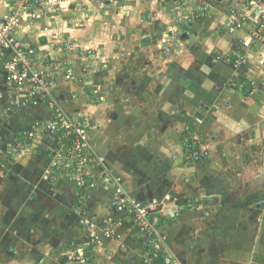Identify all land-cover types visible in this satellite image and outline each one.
Masks as SVG:
<instances>
[{"label": "crops", "instance_id": "0c3cea01", "mask_svg": "<svg viewBox=\"0 0 264 264\" xmlns=\"http://www.w3.org/2000/svg\"><path fill=\"white\" fill-rule=\"evenodd\" d=\"M11 1L0 0L1 16ZM253 1L224 0L211 17L185 21L167 0H72L18 34L39 65L72 71L55 102L91 121L93 149L134 198L162 205L157 231L181 264H264V47L227 29L233 10L253 17ZM237 53L246 64L225 62ZM15 96L0 83V264H83L72 255L84 253L90 264H168L112 208L104 168L85 192L64 169L52 175L65 156L59 141L12 154L16 139L53 120L46 103L19 109ZM193 136L209 151L199 163L186 160ZM108 219L114 239L100 234Z\"/></svg>", "mask_w": 264, "mask_h": 264}, {"label": "built area", "instance_id": "2783aa9c", "mask_svg": "<svg viewBox=\"0 0 264 264\" xmlns=\"http://www.w3.org/2000/svg\"><path fill=\"white\" fill-rule=\"evenodd\" d=\"M72 0H12L8 4L5 15H0V83L16 90L15 106L26 109L46 103L53 112V120L39 122L35 130L40 131V136L33 133L24 139H16L13 144L12 154L21 156L35 153L40 150L45 142L59 141L66 146L63 159L52 162L51 173L55 175L63 169L67 173L69 181L77 185L83 191H93L97 184L93 179V170L104 168L106 188L112 191V208L119 214L132 220L147 241L157 251L153 255L165 252L168 264H181L166 247V238L159 235L155 215L160 213L162 205L154 200L149 204L138 201L125 188L123 181L113 174L107 167L105 157L97 153L91 145V121L83 118H71L55 102L54 92L59 85V79L64 76L67 81L72 80L73 73L65 70L60 64H52L49 67L39 65L35 60V50L28 48L18 37L24 27L34 24V20L48 15L51 11L70 6ZM108 7H112L120 0H101ZM174 3L180 17L185 21L204 20L212 16L215 9L224 0H167ZM258 6V14L255 18L242 11H232L231 21L228 25V33L238 36L239 42L245 47L259 44L264 47V0L252 2ZM182 22V21H181ZM44 33L50 32L49 27L42 29ZM244 33V36H239ZM69 48L73 43L67 39H61ZM225 62L234 67L246 64L245 54L237 53L235 56H227ZM64 73V74H63ZM186 160L199 163L209 156L203 140L199 136H193L186 144ZM92 223L90 228L96 229ZM105 235L115 237L117 235V223L108 219L105 222ZM97 239L100 237L97 235ZM72 258L83 264H90V255L84 253L74 254Z\"/></svg>", "mask_w": 264, "mask_h": 264}, {"label": "rangeland", "instance_id": "374dc122", "mask_svg": "<svg viewBox=\"0 0 264 264\" xmlns=\"http://www.w3.org/2000/svg\"><path fill=\"white\" fill-rule=\"evenodd\" d=\"M68 39H70V38H68ZM92 52H93V50H91ZM81 210L83 209V207H81L80 208ZM89 219V218H88ZM87 221V226L90 228V225L95 221L94 219H89V220H86ZM95 224V223H94ZM100 228V227H99ZM105 229H102V231H101V235L103 236V238H106V239H114V238H116L117 236H118V227H117V235L115 236V237H107L106 235H105V231H104ZM151 249H150V253H151V255H153V253L155 252L154 250H153V247L151 246L150 247ZM88 255H90V254H88ZM1 256V255H0ZM4 256H6L7 257V255H4ZM19 257H21V258H27V257H25V256H22V255H20Z\"/></svg>", "mask_w": 264, "mask_h": 264}, {"label": "water", "instance_id": "95a60500", "mask_svg": "<svg viewBox=\"0 0 264 264\" xmlns=\"http://www.w3.org/2000/svg\"><path fill=\"white\" fill-rule=\"evenodd\" d=\"M258 10L254 13L253 17L255 18L257 16Z\"/></svg>", "mask_w": 264, "mask_h": 264}]
</instances>
